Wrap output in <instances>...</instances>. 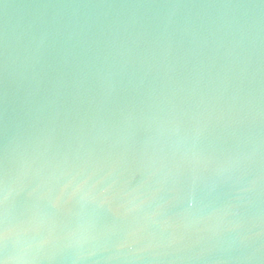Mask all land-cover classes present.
I'll return each mask as SVG.
<instances>
[{"label": "water", "instance_id": "obj_1", "mask_svg": "<svg viewBox=\"0 0 264 264\" xmlns=\"http://www.w3.org/2000/svg\"><path fill=\"white\" fill-rule=\"evenodd\" d=\"M0 264H264V0H0Z\"/></svg>", "mask_w": 264, "mask_h": 264}]
</instances>
